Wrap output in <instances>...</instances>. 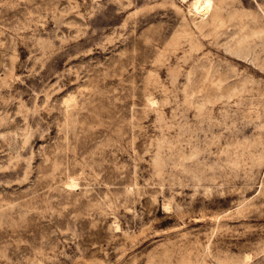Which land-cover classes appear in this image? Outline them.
I'll return each instance as SVG.
<instances>
[{"label": "rangeland", "instance_id": "374dc122", "mask_svg": "<svg viewBox=\"0 0 264 264\" xmlns=\"http://www.w3.org/2000/svg\"><path fill=\"white\" fill-rule=\"evenodd\" d=\"M0 264H264V0H0Z\"/></svg>", "mask_w": 264, "mask_h": 264}]
</instances>
